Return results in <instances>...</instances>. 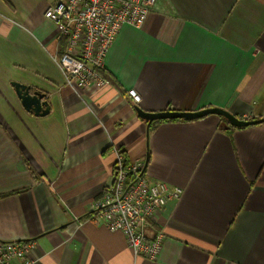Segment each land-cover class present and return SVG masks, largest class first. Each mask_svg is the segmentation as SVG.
<instances>
[{"label":"crops","instance_id":"0c3cea01","mask_svg":"<svg viewBox=\"0 0 264 264\" xmlns=\"http://www.w3.org/2000/svg\"><path fill=\"white\" fill-rule=\"evenodd\" d=\"M5 1L38 12L23 17L34 36L9 29L6 39L26 48L17 82L48 93L51 111L28 112L14 81L0 84V239L34 238L36 264H264V123L230 132L210 115L147 136L136 110L264 118V0H157L145 25H124L109 49L102 69L112 80L73 92L58 65L59 32L43 16L55 0ZM113 146L128 160L149 151L150 180L184 188L151 224L167 233L155 262L86 220L113 183Z\"/></svg>","mask_w":264,"mask_h":264},{"label":"built area","instance_id":"2783aa9c","mask_svg":"<svg viewBox=\"0 0 264 264\" xmlns=\"http://www.w3.org/2000/svg\"><path fill=\"white\" fill-rule=\"evenodd\" d=\"M157 0H56L45 11V19L66 38V50L58 65L77 88L103 87L99 70L122 27H142L155 11ZM134 104L141 103L135 89L128 90ZM116 180L107 186L97 202L96 220L111 231L123 233L136 255L151 259L162 251V235L146 237V229L169 202L181 200L184 188L167 182H148L145 162L128 160L122 149L114 151ZM147 175V174H146ZM98 224V223H97ZM34 244L28 240L0 239V264H36Z\"/></svg>","mask_w":264,"mask_h":264},{"label":"rangeland","instance_id":"374dc122","mask_svg":"<svg viewBox=\"0 0 264 264\" xmlns=\"http://www.w3.org/2000/svg\"><path fill=\"white\" fill-rule=\"evenodd\" d=\"M53 3H51L50 5H52ZM12 4H10V2H8L6 6L0 5V38H1L0 39V51H1V53H0V62L1 63H4V65L7 66L6 69H4V70L1 69V71H0V73H3L2 78L5 79V80H2L0 84H5L7 82V86L8 87L10 86V84H9L10 81L13 80V81L17 82V79L19 78L18 75H17V72H19V70H21V69L23 70L24 68H26V66L24 65L26 62L23 59V53L26 51V48L23 47V46L19 47L17 44H15L16 38L14 39V42H12L10 39H6V38L9 37V35L13 31V29H15L16 32H19L18 30H20L21 32L22 31H26V33L30 37L31 36H34V30L32 28H30L31 25L29 27L27 24H25V20L23 19V17L26 14V15H28V17L34 19V18L37 17V14H38V12H37V10H36V8L34 6L31 7V8H22V6H14L15 7L14 8L13 7L14 4L13 5ZM48 7L46 9L44 8L43 13H45V11L48 9ZM7 10H10V11L7 12ZM26 20H27V17H26ZM9 29L11 31L10 33H8L9 32ZM18 34H20V32ZM14 50H16L17 52H13ZM13 58L15 59L14 62L11 63V62L8 61L9 59H13ZM26 65H27V63H26ZM59 69L61 70L60 67H59ZM61 72H62V70H61ZM62 74H63V77H64V84H65V86L67 85V87L71 88L72 89V92L73 91H76L77 89L75 88V86L73 84L67 83L68 79L66 78V76L64 75L63 72H62ZM91 88H94V87H91ZM86 89H90V88H86ZM31 91L33 92L34 90L31 88ZM35 91H38V89L35 90ZM15 92H16V90H15ZM11 93L14 94V90ZM42 93H45V92H42ZM45 94L47 95L48 93H45ZM47 97H49V96L47 95ZM166 111H175V110L173 108H169ZM7 115L8 114L6 112H4L3 110H0V126L3 129H6L5 128L6 127V121L5 120H6ZM221 118H223V117H221ZM239 119L240 120H253V118H243V117H239ZM147 136H149V132H148V135ZM117 149H120V148H118V147L116 148L114 146L111 148V153L114 156H115L114 151L117 150ZM148 155H150L149 151H148V153L146 155V160H147ZM131 160H137V159H131ZM146 160H139L140 162H143V163L145 161V164H146L145 166L146 167H145V170H144V174H145V176L147 178L146 180L148 182H150V183L156 182V181L150 180V178H149V174L147 172V163L148 162H146ZM115 177H116V172H115V165H114L113 166V179L114 180H116ZM114 180H113V182H114ZM55 187H57V185ZM52 188L54 189V187H52ZM104 190H103V192H104ZM103 192L92 203V208H91L92 210H91L90 214L88 215V217L86 218V220H89V221L95 223L96 225H99L100 224L96 220V217H98L97 215H98V212H99L98 211V208H97V202L100 201V200H102V198H103ZM157 219H158V215H157ZM75 220L77 222H79V223L82 222V220L79 219L78 217H76ZM100 226H102V225H100ZM102 227H104V226H102ZM152 227H154V225H151L150 227H148L146 229V232H145L146 237L148 239H152L154 237L156 238L157 236L162 235L163 236L162 237V239H163L162 246H163L164 245V242H165V240L167 238V233L164 232L163 230L159 229V228H155L154 227V229H153ZM156 227H159V226L156 224ZM105 228L107 230H109L110 232H114V231H111L110 229H108L107 227H105ZM149 230H152L154 232L153 233L154 234L153 237H150L148 235ZM115 232H118V231H115ZM119 233H121V232H119ZM121 234L124 235L123 233H121ZM125 238L127 240L128 246L131 249V251L133 252L134 256H136L138 258H144V259H146L148 261H151V262H155V261L158 260V258H159V256H160L161 253L158 254L157 257L154 258V259H151V258L142 256V255H136L135 252L133 251V249L129 245L128 238L126 236H125ZM28 240H30L34 244V249H35L36 248V240L34 238H28ZM5 241H7V240H5ZM11 241H15V240H11ZM17 241H19V240H17Z\"/></svg>","mask_w":264,"mask_h":264},{"label":"water","instance_id":"95a60500","mask_svg":"<svg viewBox=\"0 0 264 264\" xmlns=\"http://www.w3.org/2000/svg\"><path fill=\"white\" fill-rule=\"evenodd\" d=\"M18 98L21 100L23 107L36 116H47L51 111V105L48 97L41 91H31V87L21 82H12ZM139 117L151 124L158 120H179L195 121L203 119L210 115L223 117L231 126L236 128H245L253 125L264 123V118L253 120H240L239 117L221 108H205L199 111H161L147 112L139 106L136 107Z\"/></svg>","mask_w":264,"mask_h":264},{"label":"trees","instance_id":"16d2710c","mask_svg":"<svg viewBox=\"0 0 264 264\" xmlns=\"http://www.w3.org/2000/svg\"><path fill=\"white\" fill-rule=\"evenodd\" d=\"M66 45H67V42H66V38H61L60 40H59V56L61 57L63 54H64V52H65V50H66ZM99 73L103 76V77H105V80H107L108 82H110V80H112V78H110L105 72H104V69H100L99 70ZM222 120H225V119H223V118H221ZM145 121V120H144ZM184 121H186V120H183V119H179V120H158V121H154V122H152L151 124H149L148 123V121H145V122H147L148 124H149V133L152 131V130H154V129H156L160 124H162V123H165V122H184ZM226 121V120H225ZM235 129H237V128H235V127H233V126H230V128H229V131L230 132H232V131H234ZM123 151V150H122ZM123 154H125V156H126V153H125V151H123ZM126 159H127V156H126ZM149 159H150V155H148V157H147V162L149 161ZM127 161H128V159H127ZM4 196H6V195H2L1 197H4Z\"/></svg>","mask_w":264,"mask_h":264}]
</instances>
